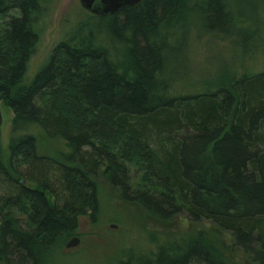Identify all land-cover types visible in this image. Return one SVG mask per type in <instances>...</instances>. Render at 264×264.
<instances>
[{"label":"trees","instance_id":"1","mask_svg":"<svg viewBox=\"0 0 264 264\" xmlns=\"http://www.w3.org/2000/svg\"><path fill=\"white\" fill-rule=\"evenodd\" d=\"M44 3L0 0V102L12 109L15 129L35 125L62 143L47 155L35 136L14 137L7 161L0 149V264H43L81 216L97 214L101 172L125 201L163 221L183 212L209 220L247 260L264 264V71L173 94L166 35L182 27L187 5L143 0L110 16L88 12L25 84ZM200 12L215 33L235 27L225 0H206ZM150 257L241 264L203 231L166 239Z\"/></svg>","mask_w":264,"mask_h":264},{"label":"rangeland","instance_id":"2","mask_svg":"<svg viewBox=\"0 0 264 264\" xmlns=\"http://www.w3.org/2000/svg\"><path fill=\"white\" fill-rule=\"evenodd\" d=\"M205 1L185 0L187 10L182 27L166 32L173 51L164 73L173 94L213 90L227 86L244 73L264 71V0H225L234 16L235 27L216 33L204 25L200 9ZM89 19L91 16L80 0H45L44 13L34 26L38 41L28 62L24 83H29L45 66L58 43ZM114 52L115 58H121L116 49ZM0 113V149L4 161L9 157L14 137L35 136L41 154L53 155L61 149V141L49 138L38 126L15 129L14 113L5 102H0ZM97 182V214L81 216L77 232L68 238H59L46 251L43 264H119L123 259L149 264L159 243L200 231L206 233L220 252L241 264H252L234 244L229 232L209 220L193 222L184 212L170 220H160L138 203L125 201L102 172ZM26 185L35 184L26 182ZM74 236L80 238L79 244L66 248V242Z\"/></svg>","mask_w":264,"mask_h":264},{"label":"water","instance_id":"3","mask_svg":"<svg viewBox=\"0 0 264 264\" xmlns=\"http://www.w3.org/2000/svg\"><path fill=\"white\" fill-rule=\"evenodd\" d=\"M142 1L143 0H80V3L85 10L94 15L110 16L116 14L122 8L136 6ZM21 182L26 184L24 179H22ZM79 242L80 238L74 236L66 242L65 247H75Z\"/></svg>","mask_w":264,"mask_h":264}]
</instances>
